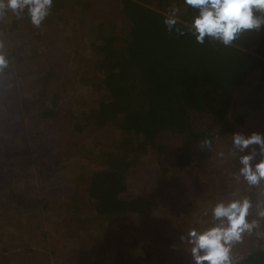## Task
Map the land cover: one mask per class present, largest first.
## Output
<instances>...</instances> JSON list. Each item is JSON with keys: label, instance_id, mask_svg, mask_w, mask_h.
I'll return each instance as SVG.
<instances>
[{"label": "rangeland", "instance_id": "rangeland-1", "mask_svg": "<svg viewBox=\"0 0 264 264\" xmlns=\"http://www.w3.org/2000/svg\"><path fill=\"white\" fill-rule=\"evenodd\" d=\"M91 1L93 7L89 12L74 1L66 2L64 7L69 10L59 11L39 29L32 25L20 29L11 27L15 14L11 10L0 20V36L4 34L0 42L5 44L0 53L6 56L7 47L18 45L23 47L24 55L32 58L14 65L11 74L0 76V90L3 91H0V153L12 156L6 161L23 172L20 180L13 183L14 191H24L32 197L39 195L42 199L48 196L47 201L51 203L40 216L33 212L35 207L25 213L0 198L3 203L0 205V249L3 250L0 251V264H195L188 233L193 229L204 232L220 225L221 221L213 217L218 203L244 199L252 205L247 220L256 221L258 226L233 242L232 264L263 252L264 217L260 212L264 211V180L250 186L239 173L243 167L240 157L255 151L257 155L251 161L254 168L264 160V154L260 153L258 145L240 151L232 141V134L237 132L246 136L253 132L264 134V85L258 84L256 74L246 88L239 89L242 105L237 106L241 110L236 115L230 102L227 118L232 121L248 110H255L259 115L244 119L246 126L238 125L231 134H218L217 140L223 143H215L210 159L200 168L194 164L175 166L166 153L153 155L139 151L132 154L133 162L137 163H133L130 170L129 193L151 199L154 207L151 219L140 221L127 214L101 221L88 200L75 201L77 191L72 192V187L82 177H87L88 166L103 163L109 158L107 154L126 153L129 147L121 142L120 134L123 133L112 126L86 131L89 133L82 140L76 135L56 140L59 131L66 132L68 118L48 122L37 117L47 103L51 104L50 108L53 105L65 107V115L70 108L93 107L95 87L82 84L79 73L84 70L88 76L90 70V60L86 58V53H90L87 48L91 36L89 29L107 28L109 19L116 16V0ZM114 23L122 28L125 20L120 18ZM45 62L47 71L51 65L60 67L58 85L47 91L44 85L50 82V77L37 81L36 75ZM78 67L79 72L74 71ZM95 75L91 79L96 78ZM31 95L33 99L28 103L21 101L23 96L31 98ZM37 97L39 101L31 103ZM248 99L252 100L251 107L244 105ZM87 100L91 103H85ZM219 102L226 103L222 99ZM20 113L26 115L23 117ZM8 123L12 124L10 129ZM196 124L202 123L196 120ZM121 145L123 148L118 149ZM23 146L30 149L32 157L20 153ZM48 163L56 169L55 174L43 180L35 178V170L44 169ZM224 223L226 226V219Z\"/></svg>", "mask_w": 264, "mask_h": 264}, {"label": "trees", "instance_id": "trees-1", "mask_svg": "<svg viewBox=\"0 0 264 264\" xmlns=\"http://www.w3.org/2000/svg\"><path fill=\"white\" fill-rule=\"evenodd\" d=\"M72 1L86 8L87 12L92 10L91 0H54L52 12L46 20L54 18L59 11L69 10L64 5ZM114 3L116 16L109 19L106 29H102V26L93 30L88 28L91 36L88 37L87 48L90 53H86V58L90 60V70L87 72L88 76L83 73L84 70H80L79 74L82 76V84L95 87L96 100L93 101V107L70 108L65 115V107L53 105L50 108L51 104L47 103L46 109L41 110L37 117L48 122L56 121V118H68L66 132L59 131L56 140L71 135L82 140L95 129L111 126L123 133L120 134L121 142L129 145L126 153L107 154L109 158L103 163L89 165L87 177L78 180L76 186L72 187V192L77 191L76 202L84 203V200H88L101 221L127 214L144 221L152 218L154 207L149 197L129 193L130 170L133 163H137L133 162L132 154L139 151L153 155L166 153L174 160L172 163L175 166L187 167L194 164L200 168L203 162L210 159L215 143H223V140H217L218 134H231L238 125L246 126L244 119L249 120L250 115L258 116L259 112L257 115L255 110H248L232 121L227 118L230 102L236 115L241 110L237 106L241 104L239 89L246 88L245 85L251 83L254 74L258 77V84L264 85V29L260 32H244L227 47L207 37L204 44H199L187 27L197 11L186 5L184 0H116ZM173 7L179 9L176 27L185 32L183 36L175 29L169 32L164 24ZM120 18L125 20L122 28L114 25V21ZM85 22L88 23V20ZM10 24L15 29L33 26L27 9L21 18L14 14ZM5 26L6 24L2 26L3 29ZM42 26L43 23L39 28ZM3 36L4 34L0 37ZM3 48L5 44L0 42V50ZM6 49L5 58L8 63L0 70V76L11 74L10 69L21 61L32 60L23 54L22 46H10ZM45 64L46 62L36 75L37 81L50 77V82L44 85L47 91L46 89L59 83L57 77L60 67L51 65L47 71ZM74 71L79 72V67ZM95 73L96 78L91 79ZM35 83L31 81L32 86ZM32 97L23 96L21 101L26 104ZM219 99L226 103L221 104ZM36 100L39 101V98L31 103ZM251 102L248 99L244 105L251 107ZM85 103L91 102L87 100ZM24 109L25 107L23 111ZM26 111L29 109L26 108ZM19 115L24 117L26 114ZM196 120H200L202 124L197 126ZM11 125L8 123L7 127L10 129ZM165 138L167 141H162ZM171 138L174 139L172 143ZM205 139L212 141L211 149L200 147V141ZM117 148L122 149L123 145ZM20 153L27 158L32 157L26 146L22 147ZM10 157L12 156L7 152L0 153L1 200L13 204L25 213L30 207H35L33 212L41 216L47 209L46 205L51 206L47 201L48 196L42 199V196L32 197V194L25 195L24 191L16 192L12 189L13 183L20 180L23 172L7 162ZM33 162L32 160L31 163ZM55 172L56 169L48 163L44 169L35 170L34 177L43 180L52 177ZM258 257L250 263L264 264V256ZM245 263L242 260L233 264Z\"/></svg>", "mask_w": 264, "mask_h": 264}, {"label": "clouds", "instance_id": "clouds-1", "mask_svg": "<svg viewBox=\"0 0 264 264\" xmlns=\"http://www.w3.org/2000/svg\"><path fill=\"white\" fill-rule=\"evenodd\" d=\"M184 3L197 11V15L187 27L188 32L195 36L199 44H204L207 37L227 47L244 32L259 31L264 27V0H184ZM53 6L54 0H0V20L9 10L21 18L27 9L33 26L39 28L51 14ZM178 12V8H171L164 24L169 32L175 29L183 36L185 32L176 27ZM7 63L3 53H0V70L5 68ZM232 141L233 146L240 151L258 145L260 153L264 154V134L253 132L246 136L237 132L232 134ZM200 147L211 149L212 141H200ZM256 155L253 151L250 155L240 157L243 167L239 174L250 186L258 185L264 180V160L254 168L251 164ZM251 206L248 199L234 200L227 204L218 203L213 209V217L220 220L221 224L204 232L193 229L188 233V242L192 245L191 256L195 264H232L230 253L233 242L239 241L244 232H251L258 226L256 221L247 220ZM260 215L264 217V211H261Z\"/></svg>", "mask_w": 264, "mask_h": 264}, {"label": "water", "instance_id": "water-1", "mask_svg": "<svg viewBox=\"0 0 264 264\" xmlns=\"http://www.w3.org/2000/svg\"><path fill=\"white\" fill-rule=\"evenodd\" d=\"M258 256H264V251L263 252H256V253H253L251 256L247 257L245 259V262H248V261H251L253 260L255 257H258Z\"/></svg>", "mask_w": 264, "mask_h": 264}, {"label": "flooded vegetation", "instance_id": "flooded-vegetation-1", "mask_svg": "<svg viewBox=\"0 0 264 264\" xmlns=\"http://www.w3.org/2000/svg\"><path fill=\"white\" fill-rule=\"evenodd\" d=\"M258 258H259V257H258ZM255 259H256V258H255ZM255 259H253V260H251V261H248V262H246L245 264H252V263H250V262H254ZM243 261H245V259H244ZM258 261H259V260H258Z\"/></svg>", "mask_w": 264, "mask_h": 264}]
</instances>
